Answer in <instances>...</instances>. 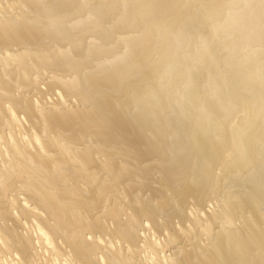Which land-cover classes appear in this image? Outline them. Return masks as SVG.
<instances>
[{"label":"bare ground","instance_id":"bare-ground-1","mask_svg":"<svg viewBox=\"0 0 264 264\" xmlns=\"http://www.w3.org/2000/svg\"><path fill=\"white\" fill-rule=\"evenodd\" d=\"M0 264H264V0H0Z\"/></svg>","mask_w":264,"mask_h":264}]
</instances>
